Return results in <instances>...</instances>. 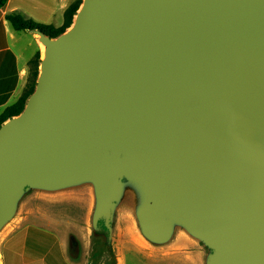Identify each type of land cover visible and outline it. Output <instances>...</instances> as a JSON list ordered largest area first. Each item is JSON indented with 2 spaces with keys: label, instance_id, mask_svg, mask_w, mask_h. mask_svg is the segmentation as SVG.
<instances>
[{
  "label": "water",
  "instance_id": "95a60500",
  "mask_svg": "<svg viewBox=\"0 0 264 264\" xmlns=\"http://www.w3.org/2000/svg\"><path fill=\"white\" fill-rule=\"evenodd\" d=\"M0 125V235L34 197L88 195L109 264L121 215L200 264H264V0H82ZM1 264V262H0Z\"/></svg>",
  "mask_w": 264,
  "mask_h": 264
},
{
  "label": "crops",
  "instance_id": "0c3cea01",
  "mask_svg": "<svg viewBox=\"0 0 264 264\" xmlns=\"http://www.w3.org/2000/svg\"><path fill=\"white\" fill-rule=\"evenodd\" d=\"M74 0H8L0 9V114L4 109L17 101L27 83L29 61L39 52L41 45L36 34L28 30L13 31L5 16L13 11L21 12L25 17L39 23L52 24L56 27L62 22H54L57 13H64L66 7ZM11 25V24H10ZM23 41L21 45L13 42ZM56 216L44 215L31 211L15 225L0 244L1 264H90L88 251L73 248L70 245V234L61 233L59 249L52 251L49 233L41 230L36 220L47 222L49 226L57 225ZM81 233L76 223H70ZM56 228V227H55ZM56 230V229H55ZM77 235V232L73 233ZM80 242V237H78ZM55 246V244H54ZM151 248V247H149ZM44 250V255L42 251ZM151 250H159L151 248ZM140 254L153 256L151 252L137 251ZM118 264H124L127 251H117ZM183 260V259H182ZM184 261V260H183Z\"/></svg>",
  "mask_w": 264,
  "mask_h": 264
},
{
  "label": "rangeland",
  "instance_id": "374dc122",
  "mask_svg": "<svg viewBox=\"0 0 264 264\" xmlns=\"http://www.w3.org/2000/svg\"><path fill=\"white\" fill-rule=\"evenodd\" d=\"M62 20V13H57L54 17V22H62ZM9 28L13 31L10 23ZM22 43L23 41L13 42L14 45H21ZM89 205L90 198L88 195L59 201L34 197L26 202L16 219L2 232L0 235V244L6 234H8V232H10L22 218L31 211H37L39 214L42 213L48 216L52 215L53 217L57 215L58 217L57 219L59 223L54 225V227L49 226L45 221L36 220L39 228L49 233V237H51V246L53 242L52 251H57L59 249V239L62 232H77V235L73 233L70 234V245L74 249L82 248L88 251L90 264H109L107 256L100 253L98 246L94 243L90 244L86 223ZM124 216L125 215H121L119 217L114 232L115 251L121 253L127 251L124 264H200V259L198 257L199 250L197 246L183 238H180L169 247L159 250H151V248H149L150 246H148L138 235L132 219ZM70 223H76L78 227H80L81 233L76 231L72 225L70 226ZM78 237H80V242L78 241ZM135 250L151 252L153 253V256L140 254ZM41 254L44 255V250Z\"/></svg>",
  "mask_w": 264,
  "mask_h": 264
},
{
  "label": "trees",
  "instance_id": "16d2710c",
  "mask_svg": "<svg viewBox=\"0 0 264 264\" xmlns=\"http://www.w3.org/2000/svg\"><path fill=\"white\" fill-rule=\"evenodd\" d=\"M7 1L8 0H0V9H2L6 5ZM81 3L82 0H74L66 7L63 13V23L59 27H56L52 24L39 23L31 18L25 17L19 11H13L11 13H8L5 18L17 31H30L34 29H40L50 37H56L72 24L74 15L79 9ZM39 61L40 53L37 52L34 57L29 61L28 79L21 96L17 99L15 103L6 107L4 111L0 114V125L8 118L20 113L24 108L28 96L32 93L35 87V82L38 75Z\"/></svg>",
  "mask_w": 264,
  "mask_h": 264
}]
</instances>
